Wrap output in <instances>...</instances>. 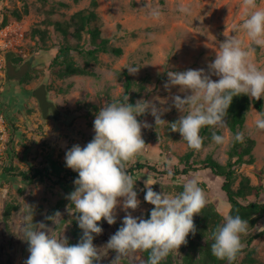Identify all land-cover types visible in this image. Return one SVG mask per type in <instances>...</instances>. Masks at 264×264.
I'll return each mask as SVG.
<instances>
[{
  "label": "rangeland",
  "instance_id": "1",
  "mask_svg": "<svg viewBox=\"0 0 264 264\" xmlns=\"http://www.w3.org/2000/svg\"><path fill=\"white\" fill-rule=\"evenodd\" d=\"M91 2L0 0V77L7 76V53H13L17 63L28 61L25 84L32 87L31 91L44 85L48 98L55 103L59 113L56 119L43 118L32 96L31 105L12 102L13 99L10 102L0 100V115L5 122V138L0 139V264H24L28 258L23 228L30 208L33 226L37 230L39 225L36 224L43 223L51 229V234L61 240L66 238L69 245L78 243L72 232L75 209L67 198L74 191L73 181L78 176L71 174L73 170L66 167L65 153L73 145L83 148L93 139L95 116L108 103L134 105L137 101H150L158 109H170L161 116L165 123L155 124L150 112L144 113L139 120L150 127L141 130L145 142L143 152L126 165L128 174L136 181L134 191L140 201L135 211L127 210L133 217L146 219L153 207L144 201L146 180L156 183L152 188L157 193L178 195L188 180L195 179L205 194L206 203H212L222 214L228 210L221 188L223 177L209 169L178 174L176 178L163 172L166 169L172 171L175 166L182 168L180 156L190 149L178 132L171 131V123L187 114V111L180 113L172 106L171 97L180 95L183 98L185 93L179 92L178 86L166 90L164 85L169 71L204 69L207 74L219 44L226 38L241 40L245 49L249 46L255 48L252 62L264 70V47L252 44L242 30H233V26L241 25L245 18L243 0H96L94 6ZM256 3L264 8V0H256ZM25 6L27 13L22 12ZM181 6H186L189 12H181ZM90 8L96 13L93 22L100 27L101 35L108 38L111 45L121 47L122 53L99 52L92 57L85 51L71 48L69 55L74 65L80 68V71L71 73L63 61L54 62L53 58L67 43L77 44L83 50L91 47L88 34L84 31L77 39L73 36L72 26L65 35L55 21L65 24L74 12ZM14 9L21 12L20 18L13 15ZM154 9L159 11V16L151 14ZM36 27L45 31L43 37L31 35ZM6 42L12 45L4 46ZM130 68L138 71L129 74L132 84L126 92L123 72ZM211 78L218 79L216 76ZM260 114L252 106L238 132L243 138L251 137L255 142L251 151L253 162L236 167L233 188L239 187L243 176L250 178L252 186L262 187L258 196L252 194L247 201H264V130H258L254 124ZM225 123L223 127H211L225 138V143L216 145L212 137L200 134L203 146L200 151L194 150V159L200 160L210 154L222 164L227 162L233 135L226 119ZM137 161H148L156 166V170H133ZM36 169L42 174H36ZM130 169L133 172H129ZM22 172L29 177L33 175V178H23ZM8 204L13 208L6 217ZM115 212L116 222L109 225L102 219L98 222L102 233L93 234V244L103 256L100 264H117L123 260L130 263L140 256V251L130 252L113 262L116 253L108 250L106 244L122 226L125 216L122 200ZM263 224V219L253 225L248 223L246 233L240 238L256 233ZM207 236L195 238L196 258L200 256L201 245ZM245 244L244 241L242 246ZM187 249L186 244L181 245L178 252L173 251L163 261L182 264ZM237 264H264V236L253 240L247 251L241 253Z\"/></svg>",
  "mask_w": 264,
  "mask_h": 264
},
{
  "label": "clouds",
  "instance_id": "2",
  "mask_svg": "<svg viewBox=\"0 0 264 264\" xmlns=\"http://www.w3.org/2000/svg\"><path fill=\"white\" fill-rule=\"evenodd\" d=\"M245 18L233 30H242L252 44L264 47V8L258 7L256 0H243ZM181 12L189 9L181 6ZM153 16H159L153 10ZM214 60L204 69H188L167 73L168 80L164 87L170 90L179 87L185 93L171 97L172 106L186 115L171 123V131L178 132L187 147L200 151L203 138L201 128L205 126H225L227 110L233 97L247 95L255 100L264 98V70L252 62L255 48L245 49L242 41L226 38L218 46ZM137 68L128 69L129 74H136ZM218 77L213 80L211 77ZM128 101V97H126ZM150 101L127 103H108L101 107L93 121V139L83 148L73 145L65 153V165L78 173L73 183L74 191L68 199L75 209V219L82 230V236L75 245H69L51 234V229L40 223L37 230L32 222V210L23 228V239L28 243L29 256L24 264H100L102 255L93 244L94 235H100L102 219L109 225L116 222V208L121 204L125 216L122 226L107 241L106 247L116 253L113 262L130 252L149 251L147 264H160L173 251L178 252L181 245L187 243L190 233L196 231L193 217L199 215L206 205L203 190L195 179L183 185L178 195L157 193L152 185L145 181L144 201L153 207L149 218L133 217L128 209L135 211L140 201L134 191L135 182L128 174L126 165L143 152L145 142L142 128L150 127L141 123L137 117L146 112L154 117L155 124L165 123L161 116L164 111ZM258 130H264V113L254 121ZM234 139L243 141V135L237 133ZM216 145H223L225 138L212 134ZM169 176L173 173L169 170ZM59 214V213H57ZM248 221L239 215L224 216V224L213 233L211 253L217 259L235 260L241 250L240 236L246 233Z\"/></svg>",
  "mask_w": 264,
  "mask_h": 264
},
{
  "label": "trees",
  "instance_id": "3",
  "mask_svg": "<svg viewBox=\"0 0 264 264\" xmlns=\"http://www.w3.org/2000/svg\"><path fill=\"white\" fill-rule=\"evenodd\" d=\"M96 4V0H92L91 6ZM24 13L28 12L27 7L25 6L23 11ZM13 15L16 18L22 16L21 12L14 9L12 11ZM96 19L95 11L90 9H81L74 12L70 16V20L65 24H61L59 21H55L63 33L66 35L69 31V27L73 26V36L77 39H80L82 32L88 34L89 43L91 47L88 49H79L78 45H72L67 43L64 46L59 48L58 53H56L53 61L61 60L67 66V71L74 73L80 71V68L75 66L69 51L71 48L78 52L85 51L92 57H95L99 52H110L116 55L122 53V48L119 46H114L109 43V39L101 35L100 27L95 24L93 21ZM5 23V21H3ZM45 31H42L40 28H33L31 31L32 36L41 35L44 36ZM7 59L11 61H16L13 57V53L6 54ZM125 76V89L128 92L131 88L132 80L125 70L123 72ZM255 107L262 113H264V101L263 98L260 100H255L247 95H240L233 97L232 103L230 104L227 115L225 117L230 131L232 132V145L229 150V159L225 164L220 163L212 155L208 154L203 159L197 160L194 159V150L189 149L187 152L180 156V162L183 164L182 168L175 166L171 171L173 173L172 178H176L178 174H188L193 170L198 169H209L213 174L223 177L221 188L225 193L226 202L229 205L228 210L225 214H222L212 203H206L205 207L201 210L199 215H194L193 220L195 224L196 231L194 234L190 233L188 235L186 246L188 249L183 255L182 264H237L241 253L247 251V247L253 242L256 237L264 236V224L261 228L258 229L256 233L249 235L247 238H240L241 244L245 241V245L242 246L241 250L237 253L235 260L229 262L228 260L217 259L211 253V245L214 242L212 239V233L219 227L224 224V216L239 215L243 220L248 221L251 225L257 222V220L263 219L264 221V201L258 200H246L250 195L255 194L258 196L261 192L262 187L252 186L250 184V178L248 176H243L240 180L239 187L233 188V182L235 181L236 167L245 163L253 162V156L251 151L254 145L255 140L251 137L243 138L242 142H238L234 139L235 135L239 132V129L243 126L245 121L246 114L251 107ZM141 116H138V121L141 119ZM212 126H205L201 128L200 134L208 135L212 137L213 133L219 134L218 131L211 130ZM156 166L149 163L148 161H137L134 165L133 170L148 168L151 170H156ZM36 174H42L41 170L36 169ZM129 172H133L131 169ZM168 173L169 169L163 171ZM23 178L32 179L33 175L30 177L25 173H21ZM78 176L76 172H71ZM244 200V201H243ZM246 200V201H245ZM13 205L8 204L5 208V216L7 217ZM149 213L146 215V219L149 218ZM77 215V214H76ZM73 237L75 242H79L82 236V230L78 227L77 221L73 218ZM205 235H208L205 238L204 243L201 245L200 256L195 257V238H202ZM149 258V251H140V256L134 262L128 263L127 261H122L117 264H147ZM250 261V260H249ZM167 262L161 261L160 264H166Z\"/></svg>",
  "mask_w": 264,
  "mask_h": 264
},
{
  "label": "flooded vegetation",
  "instance_id": "4",
  "mask_svg": "<svg viewBox=\"0 0 264 264\" xmlns=\"http://www.w3.org/2000/svg\"><path fill=\"white\" fill-rule=\"evenodd\" d=\"M6 59H7V57H6ZM8 60H10V59H7V61ZM11 62L16 66V69L21 68L24 63H27L28 67H29L28 61H24L22 63L21 62L17 63L16 61H11ZM6 74H7V76H5L6 78L0 77V80L2 83V90L0 91V97H1L0 100H2L3 102H5V101L10 102L13 99L12 102L19 101L21 103L25 102L24 104H26V105H31V104H33V101H31V98H30L32 96L35 99V103L38 105V108L40 109L43 118L47 119L49 117H51V118L53 117L54 119H56V117L58 116L59 113L57 112V107H56L55 103L48 98L46 88H45L46 99L48 101L52 102V104L48 106L46 113H44V110L40 104V101L38 100V98L34 94V91H31L32 87L25 84V76L27 75L26 70L24 71L23 75L21 76L19 82H17V80H14L13 77L8 75V68H6ZM41 85L37 86L36 88L40 87ZM36 88H34L33 90H35ZM11 105H13V104H11Z\"/></svg>",
  "mask_w": 264,
  "mask_h": 264
},
{
  "label": "water",
  "instance_id": "5",
  "mask_svg": "<svg viewBox=\"0 0 264 264\" xmlns=\"http://www.w3.org/2000/svg\"><path fill=\"white\" fill-rule=\"evenodd\" d=\"M6 66L8 68V75L13 77L14 80H17L18 82L20 81V78L23 75L26 68H28V64L24 63L21 68L16 69V66L10 60L6 62ZM33 91L36 97L38 98V100L40 101L44 113H46L48 106L51 105L52 102L46 99V92L44 85H41L40 87L36 88Z\"/></svg>",
  "mask_w": 264,
  "mask_h": 264
},
{
  "label": "built area",
  "instance_id": "6",
  "mask_svg": "<svg viewBox=\"0 0 264 264\" xmlns=\"http://www.w3.org/2000/svg\"><path fill=\"white\" fill-rule=\"evenodd\" d=\"M6 33V31H3ZM4 46H11L12 44L9 43H3ZM1 65V64H0ZM5 138V122L3 119V115H0V139L4 140Z\"/></svg>",
  "mask_w": 264,
  "mask_h": 264
},
{
  "label": "crops",
  "instance_id": "7",
  "mask_svg": "<svg viewBox=\"0 0 264 264\" xmlns=\"http://www.w3.org/2000/svg\"><path fill=\"white\" fill-rule=\"evenodd\" d=\"M2 90V83H1V80H0V91Z\"/></svg>",
  "mask_w": 264,
  "mask_h": 264
}]
</instances>
